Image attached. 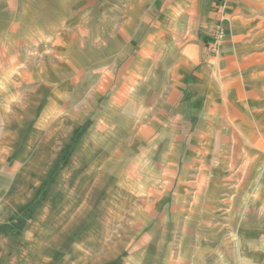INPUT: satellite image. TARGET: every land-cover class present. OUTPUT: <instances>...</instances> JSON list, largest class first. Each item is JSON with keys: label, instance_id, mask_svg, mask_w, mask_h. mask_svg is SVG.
I'll use <instances>...</instances> for the list:
<instances>
[{"label": "crops", "instance_id": "1", "mask_svg": "<svg viewBox=\"0 0 264 264\" xmlns=\"http://www.w3.org/2000/svg\"><path fill=\"white\" fill-rule=\"evenodd\" d=\"M0 264H264V0H0Z\"/></svg>", "mask_w": 264, "mask_h": 264}]
</instances>
